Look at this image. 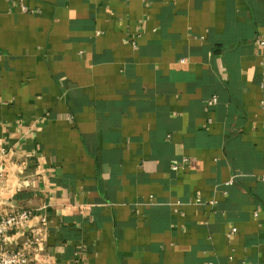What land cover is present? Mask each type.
I'll list each match as a JSON object with an SVG mask.
<instances>
[{
	"label": "crops",
	"instance_id": "0c3cea01",
	"mask_svg": "<svg viewBox=\"0 0 264 264\" xmlns=\"http://www.w3.org/2000/svg\"><path fill=\"white\" fill-rule=\"evenodd\" d=\"M0 171L41 264H264V0H0Z\"/></svg>",
	"mask_w": 264,
	"mask_h": 264
},
{
	"label": "built area",
	"instance_id": "2783aa9c",
	"mask_svg": "<svg viewBox=\"0 0 264 264\" xmlns=\"http://www.w3.org/2000/svg\"><path fill=\"white\" fill-rule=\"evenodd\" d=\"M216 102L217 99L214 97L209 103L215 105ZM197 202H200V199H197ZM32 217L33 213L30 210L12 211L0 217V264H41L44 262L46 259L44 253L46 219L43 218L40 224L32 226L30 224ZM235 231L232 229L229 236Z\"/></svg>",
	"mask_w": 264,
	"mask_h": 264
}]
</instances>
